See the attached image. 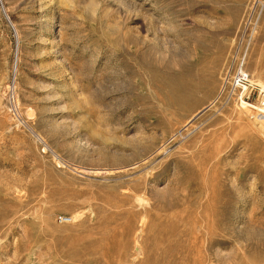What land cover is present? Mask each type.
Listing matches in <instances>:
<instances>
[{"label": "rangeland", "instance_id": "1", "mask_svg": "<svg viewBox=\"0 0 264 264\" xmlns=\"http://www.w3.org/2000/svg\"><path fill=\"white\" fill-rule=\"evenodd\" d=\"M262 84L264 0H0V264H264Z\"/></svg>", "mask_w": 264, "mask_h": 264}, {"label": "bare ground", "instance_id": "2", "mask_svg": "<svg viewBox=\"0 0 264 264\" xmlns=\"http://www.w3.org/2000/svg\"><path fill=\"white\" fill-rule=\"evenodd\" d=\"M239 73L242 74V70H241V69H240ZM244 76H245V75H244ZM246 77H247V80H248V81L252 82L253 79L251 80L250 78H248V75H246ZM240 78H241V75L239 74V75H238V79H240ZM261 87L263 88V91H264V85H263V84L261 85ZM186 89H187V88H186ZM260 106H261V109H262V113H264V103H263V105H260ZM214 209H215V208H214ZM214 209H212V210H214ZM215 210H216V209H215ZM215 210H214V211H215ZM215 212H216V211H215ZM215 212H214V213H215ZM207 214H209V213H207ZM209 215H210V214H209ZM209 215H208V217H209ZM197 238H198V237H197Z\"/></svg>", "mask_w": 264, "mask_h": 264}, {"label": "built area", "instance_id": "3", "mask_svg": "<svg viewBox=\"0 0 264 264\" xmlns=\"http://www.w3.org/2000/svg\"><path fill=\"white\" fill-rule=\"evenodd\" d=\"M242 80H243V81H247V78H246V79H243V78H242Z\"/></svg>", "mask_w": 264, "mask_h": 264}]
</instances>
